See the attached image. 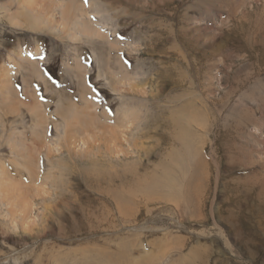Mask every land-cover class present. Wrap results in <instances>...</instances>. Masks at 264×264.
Here are the masks:
<instances>
[{
  "label": "rangeland",
  "instance_id": "374dc122",
  "mask_svg": "<svg viewBox=\"0 0 264 264\" xmlns=\"http://www.w3.org/2000/svg\"><path fill=\"white\" fill-rule=\"evenodd\" d=\"M0 264H264V0H0Z\"/></svg>",
  "mask_w": 264,
  "mask_h": 264
},
{
  "label": "bare ground",
  "instance_id": "6f19581e",
  "mask_svg": "<svg viewBox=\"0 0 264 264\" xmlns=\"http://www.w3.org/2000/svg\"><path fill=\"white\" fill-rule=\"evenodd\" d=\"M224 2L225 0H218V2L220 3V2ZM234 2H235V4L237 3V0H234ZM242 2H243V0H242ZM259 2V1H258ZM198 3V2H197ZM204 3V2H203ZM249 3V2H248ZM36 4V3H35ZM34 5V4H33ZM196 5V4H195ZM202 5V4H201ZM200 5V6H201ZM32 6V5H31ZM223 6V5H222ZM243 6H244V4H243ZM230 7H233V6H230ZM229 8V7H228ZM223 9V8H222ZM235 14V13H234ZM257 17H259V19H263V17L261 16V15H259V16H257ZM258 22V21H257ZM260 23H261V21H260ZM132 85V84H131ZM35 113V112H34ZM38 114V113H37ZM96 118V117H95ZM93 120V119H92ZM96 121V120H95ZM131 127V126H130ZM68 132V131H67ZM66 132V133H67ZM70 134V133H69ZM54 147V146H53ZM51 148V147H50ZM57 151V150H56ZM48 152V151H47ZM53 155V154H52ZM196 158L198 159V161H199V163H201L200 165H198V164H196V166H195V169H194V171H193V173L190 175V177H195L196 176V174H197V170L198 169H200V168H202V169H205L206 168V165H205V163L204 162H202V156H201V153H199V152H197V154H196ZM9 180V179H8ZM9 182H11V181H9ZM15 183V182H14ZM10 184V183H9ZM12 184V183H11ZM18 185H19V183H18ZM8 186V185H7ZM3 188H6V185H4V187H2V189ZM14 189V188H13ZM190 189V188H189ZM9 190H10V188H9ZM4 191V190H3ZM201 191V190H200ZM17 192V191H16ZM23 194V193H22ZM10 195V194H9ZM3 196V195H2ZM19 196H20V193H19ZM195 196V195H194ZM11 197V196H10ZM13 197V196H12ZM11 197V198H12ZM15 202V201H14ZM17 203V202H16Z\"/></svg>",
  "mask_w": 264,
  "mask_h": 264
}]
</instances>
